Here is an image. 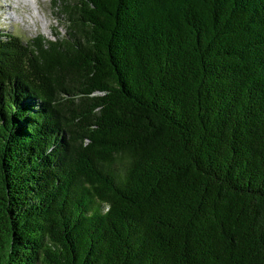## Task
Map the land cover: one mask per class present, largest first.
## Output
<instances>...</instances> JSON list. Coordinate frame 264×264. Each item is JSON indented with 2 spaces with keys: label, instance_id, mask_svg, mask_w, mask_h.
I'll return each instance as SVG.
<instances>
[{
  "label": "trees",
  "instance_id": "trees-1",
  "mask_svg": "<svg viewBox=\"0 0 264 264\" xmlns=\"http://www.w3.org/2000/svg\"><path fill=\"white\" fill-rule=\"evenodd\" d=\"M0 28V264H264V0H53Z\"/></svg>",
  "mask_w": 264,
  "mask_h": 264
},
{
  "label": "rangeland",
  "instance_id": "rangeland-1",
  "mask_svg": "<svg viewBox=\"0 0 264 264\" xmlns=\"http://www.w3.org/2000/svg\"><path fill=\"white\" fill-rule=\"evenodd\" d=\"M53 0H0V28L22 40L38 36L55 39L65 32L63 23L55 20ZM9 14L19 21L10 20Z\"/></svg>",
  "mask_w": 264,
  "mask_h": 264
},
{
  "label": "bare ground",
  "instance_id": "bare-ground-1",
  "mask_svg": "<svg viewBox=\"0 0 264 264\" xmlns=\"http://www.w3.org/2000/svg\"><path fill=\"white\" fill-rule=\"evenodd\" d=\"M30 0H28L29 2ZM10 18V20H15V21H19V19L16 18V16H12L11 14L8 15Z\"/></svg>",
  "mask_w": 264,
  "mask_h": 264
}]
</instances>
